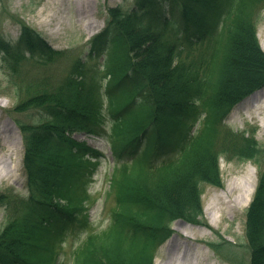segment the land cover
I'll use <instances>...</instances> for the list:
<instances>
[{"label":"trees","instance_id":"16d2710c","mask_svg":"<svg viewBox=\"0 0 264 264\" xmlns=\"http://www.w3.org/2000/svg\"><path fill=\"white\" fill-rule=\"evenodd\" d=\"M169 1L180 24L156 0H138L132 9L110 7L107 27L90 50V56L107 51L106 111L97 100L98 69L76 58L59 85L49 75L22 76L25 59L47 64L63 52L25 24L17 43L0 37L9 84L25 97L16 109L41 113L35 122L18 120L28 195L0 193L8 209L0 264H54L55 240L80 210L81 194L67 192L85 181L92 165L87 155L97 152L73 131L104 135L110 121L117 200L109 226L89 234L74 264H152L174 218L201 221V183L222 185L221 155L262 162L260 142L226 132L219 122L225 110L264 85L256 29L264 0ZM184 44L201 47L197 55L190 49L184 56ZM199 111H206V120L197 134L164 142L183 125L181 118ZM255 194L247 235L251 264H264V168Z\"/></svg>","mask_w":264,"mask_h":264},{"label":"rangeland","instance_id":"374dc122","mask_svg":"<svg viewBox=\"0 0 264 264\" xmlns=\"http://www.w3.org/2000/svg\"><path fill=\"white\" fill-rule=\"evenodd\" d=\"M134 3L135 0H0V34L8 39H16L21 33L23 23H26L41 32L52 48L68 51L49 67L37 65L36 69L29 73L27 68L30 67V61H25L23 69H20L23 72L22 76L26 75V72L35 78L36 75H49L50 81L59 85L68 74V69L75 58L88 53L90 38L105 26L107 8L110 5L130 7ZM260 18L257 25L258 40L264 50V10ZM97 60H91L89 66L95 65ZM102 60L103 58L98 62L101 63ZM7 80L6 65L0 55V192H9L13 188L24 195L25 149L21 129L16 125L15 119L31 123L35 122L41 113L34 109L24 113L15 111L18 103L25 98L24 93L15 95L14 90L6 84ZM226 121L234 130H254L256 139L261 142L264 149V87L235 105ZM6 123L11 130H7ZM73 136L98 147L107 156L100 161L95 180L89 188L94 197L92 198L94 201L89 202L90 220L106 226L111 213L110 207L114 204L109 198L110 201L105 206L101 194L105 186L104 173L111 165L110 145L106 138L88 135L85 132H75ZM10 138L14 139L13 145H9ZM219 163L222 186L206 184L202 194L204 207L202 218L206 220V225L175 220L172 224L175 232L159 248L154 264H250L251 251L248 249L245 227L247 220L245 214L250 203L234 208L231 203L244 188L245 182L248 184L247 187L252 186L249 184L251 174L257 181L260 172L253 161L242 162L222 158ZM233 186L236 188L232 189ZM105 187L107 188L108 184ZM4 222V207L0 205V229ZM219 239L226 241L224 245L234 244L236 263L230 261L225 254L224 257L228 259L224 258L221 253L209 246V241ZM69 240L70 238L64 245V253L67 255ZM69 261L70 258L65 259L66 264H69Z\"/></svg>","mask_w":264,"mask_h":264},{"label":"bare ground","instance_id":"6f19581e","mask_svg":"<svg viewBox=\"0 0 264 264\" xmlns=\"http://www.w3.org/2000/svg\"><path fill=\"white\" fill-rule=\"evenodd\" d=\"M5 127L7 128V130H11V128L8 126V123L5 124ZM14 139L10 138V142L9 145H13ZM249 183V181H248ZM231 184V183H230ZM247 183L245 182L244 188L239 192V194L232 200L231 206L234 207H240L243 206V204L246 203H250V200L253 197V191L255 189V186L257 185L256 183V177L254 178L253 174H251V179H250V185L247 187L246 185ZM236 188L235 186H233L232 189ZM231 189V190H232Z\"/></svg>","mask_w":264,"mask_h":264}]
</instances>
